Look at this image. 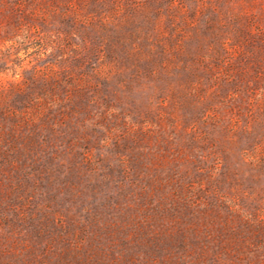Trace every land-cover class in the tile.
<instances>
[{
	"label": "rangeland",
	"instance_id": "374dc122",
	"mask_svg": "<svg viewBox=\"0 0 264 264\" xmlns=\"http://www.w3.org/2000/svg\"><path fill=\"white\" fill-rule=\"evenodd\" d=\"M0 264H264V0H0Z\"/></svg>",
	"mask_w": 264,
	"mask_h": 264
}]
</instances>
